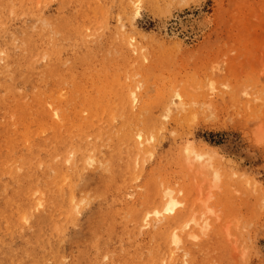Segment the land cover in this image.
<instances>
[{
  "label": "rangeland",
  "instance_id": "374dc122",
  "mask_svg": "<svg viewBox=\"0 0 264 264\" xmlns=\"http://www.w3.org/2000/svg\"><path fill=\"white\" fill-rule=\"evenodd\" d=\"M0 1V11L5 9L0 13V65L9 61L13 69L8 73L14 74L17 54L28 43L24 40L35 48L28 51L35 63L16 68L20 79L14 81L29 115L38 105L54 109L58 115L51 117L63 127L72 110L86 121L93 115L91 104L112 103L95 115L101 132L118 129L117 139L127 129L136 134L148 128L141 131L147 144L131 156L125 146L112 151L104 137L98 158L108 155L109 162L88 165L86 177L61 178L53 200L49 191L54 187L47 190L42 176L29 177L17 156L4 160L7 165L0 163L5 170L0 183L10 186L6 194L21 186V177L37 183L28 189L30 204L19 198L11 204L20 210L12 217L19 227L0 222L1 262L151 264L147 250L160 242L163 254L156 264H264V0H142L137 15L129 0ZM27 71L30 80L23 79ZM132 93L134 102L129 101ZM129 102L131 118L121 107ZM11 122L10 129L22 130ZM31 123L22 131L26 145L30 137L43 141L48 136V131H35L36 121ZM94 139L86 136L88 142ZM190 145L195 154L202 150V162L194 153L187 156ZM67 146L64 153L51 154V160L56 163L59 157L57 164L69 168L76 150ZM33 155L42 174L48 168ZM172 193L180 207L172 216L164 214L168 220L143 226V215L161 208ZM38 198L44 202L35 207ZM173 233L180 243L171 251Z\"/></svg>",
  "mask_w": 264,
  "mask_h": 264
},
{
  "label": "bare ground",
  "instance_id": "6f19581e",
  "mask_svg": "<svg viewBox=\"0 0 264 264\" xmlns=\"http://www.w3.org/2000/svg\"><path fill=\"white\" fill-rule=\"evenodd\" d=\"M130 3L132 2V6L135 7V14L137 15L139 13V4L142 0H129ZM128 1V2H129ZM1 2V1H0ZM3 7V6H2ZM3 10L5 11V9L3 8ZM1 10V11H3ZM0 11V13H1ZM9 12V11H8ZM24 14V13H23ZM27 14V13H26ZM181 21V20H180ZM5 22V21H4ZM203 22V21H202ZM199 23V22H198ZM205 23V22H204ZM196 24V23H195ZM4 25V24H2ZM193 25V24H192ZM202 24H200L201 26ZM205 25V24H204ZM7 26V25H6ZM30 26V25H29ZM33 26V24H32ZM31 26V27H32ZM196 26V25H195ZM199 26V24L197 25ZM2 28H0V30L3 29L4 26H1ZM9 28V27H8ZM7 28V30H8ZM26 28V27H25ZM28 28L27 27V31H28ZM202 28V27H201ZM31 29V28H30ZM4 30V29H3ZM12 30V29H11ZM14 30V29H13ZM201 30V29H200ZM39 33H40V28L38 29ZM4 32V31H3ZM8 32H10L8 30ZM23 32V31H22ZM31 32V31H30ZM17 33V32H16ZM42 33V31H41ZM9 34V33H8ZM31 34V33H30ZM43 34V33H42ZM42 34H39V36H41ZM10 35V34H9ZM13 35V34H12ZM11 35V36H12ZM21 35V34H20ZM25 35V34H23ZM44 35V34H43ZM46 35V34H45ZM3 36V35H1ZM19 36V34H18ZM26 36H29V33L28 35ZM13 37V36H12ZM15 37V36H14ZM21 37V36H20ZM19 37V38H20ZM31 37V35H30ZM11 38V37H10ZM9 38V39H10ZM17 38V37H15ZM132 39V37H130ZM129 38V40H130ZM22 39H24L22 37ZM27 39V38H26ZM26 39L24 40L25 41V44L26 42H28L25 46L24 44L23 46H25V51L22 50L23 53H21L20 55L17 54V57H18V60L17 58L15 59V61L17 60L18 62L15 63V66L17 68V72L19 69H21L23 66H25V68H28V63H29V67H31V65H33L35 62V60H31V57L29 58V56L31 55L32 52L35 51V48H31V45L33 44L32 41L29 39V41H26ZM8 40V39H7ZM12 40V38H11ZM10 40V41H11ZM15 40V39H13ZM21 40V39H20ZM28 40V39H27ZM128 40V38L126 39ZM128 40V41H129ZM5 41V40H4ZM132 41V40H130ZM129 41V42H130ZM14 42V41H12ZM11 42V44H12ZM19 42V41H18ZM6 43V42H5ZM21 43V42H20ZM128 44V43H127ZM132 44V43H131ZM5 45V44H3ZM22 45V44H21ZM7 46V45H6ZM14 46V45H13ZM16 46V45H15ZM17 47H20V46H16ZM34 47V46H33ZM10 48V46H9ZM12 48V46H11ZM6 49V48H5ZM22 49V48H21ZM1 50V48H0ZM20 50V49H19ZM18 51V50H17ZM27 51V52H26ZM31 53H29V52ZM4 56H7L5 53L8 52V50L4 53V51H1ZM12 52V51H10ZM19 52V51H18ZM17 52V53H18ZM1 53V54H2ZM26 53V55H25ZM10 56V55H9ZM14 56V55H12ZM15 57V56H14ZM33 57V56H32ZM13 58V57H12ZM28 58V59H26ZM3 59V58H2ZM9 59V58H8ZM7 59V60H8ZM30 59V62L28 61ZM34 59V58H33ZM1 60V59H0ZM14 60V58L12 59ZM25 60V61H24ZM5 61V60H4ZM14 64V63H13ZM9 68V69H8ZM12 68V63H10L9 61L3 65H0V163L4 164V160H10L12 158H14L15 156H17L16 158H18V160L20 162H22V164L25 166L26 170L29 171V177H32V178H35L37 176H39V179L43 177V180H45L43 182V184H46V189L47 187L51 186V187H54L58 184L59 180L61 178H63V180L65 181V179L67 177H70L69 179H71V177H74V175H83L84 173V170L88 169L87 166L92 164L93 162H95L96 160H98L97 162H101L103 165L107 164L110 160V157H107V156H99L98 158V154L99 152L101 151L100 147L104 145H106L104 143L105 140L108 139V142L111 144L110 145V149L113 151V149H116V150H120V148L122 149V146H125L126 147V150L128 151V156H131L133 153H141L142 152V149H143V146H145V144H147V142H145V138L142 137L141 135V131L142 130H145V129H148V128H145V129H140L141 131L140 132H137L136 134H134L133 130L132 129H127L125 130L117 139L115 138L116 134H117V130H111V132H107L106 130H103L102 132L99 130V126L98 124L95 123V115H100L103 111L104 108H110L112 103L111 104H105V105H101V103L97 102V103H93L91 104V114L93 115H90V117L86 120V121H80V117L78 116H75L76 115V111H71L68 116L64 117L65 118V126L63 127H59L57 125H55V122L56 120L54 121V118L52 117H56L58 115V113H56V111L54 109L48 111V109L46 108H43L41 107V105H38L37 109L35 111H32L30 113V115L28 114V112L26 111V108L24 107V104H23V101L21 100V94L17 91L16 87H14V81H17V79H20V76H18L16 74V68H14V74H9L11 72V69ZM24 68V67H23ZM22 68V70H23ZM24 68V69H25ZM7 69V70H6ZM9 70V71H8ZM29 70V69H28ZM42 70V69H41ZM20 71V70H19ZM32 71V70H31ZM34 71V70H33ZM9 72V73H8ZM29 71H27V73H24V77L23 79H28L30 80L29 78V74H28ZM30 73V72H29ZM41 73V72H40ZM39 73V74H40ZM44 73V71H43ZM47 75L49 74L48 72H46ZM23 74V73H22ZM31 74H36L37 75V72H32ZM38 74V75H39ZM20 75V73H19ZM32 77V76H31ZM31 82H33L31 80ZM36 85H33V87H35ZM52 89H50V92H51ZM131 91H134V90H131ZM54 91H52L51 93H53ZM79 93V92H77ZM135 93V91H134ZM130 94V92H129ZM243 94V93H242ZM125 96V95H124ZM130 96V95H128ZM132 98H130L131 100H128L130 102H134L135 100V97L136 94H133L132 93ZM12 100L11 102H9V100ZM33 99V98H32ZM171 100V99H170ZM175 100V99H174ZM173 100V101H174ZM111 102V99L109 100ZM171 101V102H173ZM178 101H181L180 99H178ZM60 102V101H59ZM129 102V103H130ZM175 102V101H174ZM170 103V102H169ZM168 104V103H167ZM172 104V103H171ZM174 105V103H173ZM134 106V105H132ZM121 107L123 108L124 112L126 113L127 117H130L133 115L131 112H134L132 111V108H131V103L129 105H121ZM172 108H174V106H171ZM183 107V106H182ZM78 111V109H76ZM182 110V109H181ZM170 112V110H169ZM181 111L179 110V113ZM172 113H169V115H171ZM178 114V113H177ZM176 114V116H177ZM62 117L63 115L60 114ZM134 115L136 116V114L134 113ZM31 116V117H30ZM52 116V117H51ZM170 117V116H168ZM33 118V119H32ZM75 119L79 120V121H75ZM11 120H14V122H16L17 124L19 123L20 125V128H22V130H12L10 129L11 125H12V122ZM164 120V119H163ZM32 121H36V124L34 126L35 128V131L36 129L40 128L42 129L43 131H48V136L45 137L43 139V141L41 140H36L35 137H30L29 139V142L27 143V145L24 143V141H22L24 139V133H22V131L24 129H27V128H31V126L33 127V123H31ZM149 121H151V119L148 118L147 122L149 123ZM154 121V120H153ZM164 121H167V120H164ZM38 129V130H40ZM41 132V130H40ZM47 133V132H46ZM136 135V136H135ZM86 136H92L94 139L93 142H88L86 140ZM136 138H135V137ZM104 137L106 138L104 140ZM143 139H142V138ZM106 142V141H105ZM73 147V150H76L72 153L73 156H71V166L69 168L65 167L64 165L60 164L58 162L57 164V160L60 159L58 157V159H56V163L53 162V160H51V154H56V153H64V150H65V146L67 145ZM109 146V145H108ZM107 146V147H108ZM68 147V146H67ZM106 147V146H104ZM185 147V146H184ZM69 148V147H68ZM124 148V147H123ZM193 148V147H192ZM104 149V148H103ZM125 150V149H124ZM188 155V157L191 156V154L194 153V151L191 149V145H190V148L186 147L185 150H184ZM201 151L202 153V150H199ZM36 152V154L38 155V157H41L43 159V162L46 164V167L49 169H47L45 172H43L42 174L39 173V171L37 170L38 166L36 164V157L33 155L34 153ZM51 152V153H50ZM71 152V151H69ZM122 152H125V151H122ZM104 153V152H102ZM201 153H194L196 158H197V162H202V157H203V154ZM105 154V153H104ZM211 154V153H210ZM96 155V158H94V156ZM100 155V154H99ZM106 155V154H105ZM110 155V153H109ZM127 155V154H126ZM190 155V156H189ZM59 156V155H57ZM56 156V158H57ZM209 156H212V155H209ZM55 157V156H54ZM53 157V158H54ZM61 157V156H60ZM64 157V156H63ZM65 158V157H64ZM192 158V157H191ZM62 159V157H61ZM118 159V158H117ZM120 159H123L120 158ZM118 159V160H120ZM131 158H128V160L130 161ZM195 159V158H194ZM202 159V160H201ZM215 159V158H214ZM2 160V161H1ZM100 160V161H99ZM125 161V159H123ZM14 161H16L14 159ZM128 161V162H129ZM196 161V159H195ZM212 159V163H214ZM39 162V161H38ZM42 162V163H43ZM95 162V163H97ZM111 162V161H110ZM123 162V161H122ZM138 162V161H137ZM220 162V161H219ZM18 163V162H16ZM211 163V166L213 168V165ZM216 163V162H215ZM40 164V162L38 163ZM70 164V163H69ZM4 165H7V163H5ZM9 165V164H8ZM42 165V164H41ZM13 166V165H12ZM22 166V165H20ZM93 166V165H92ZM90 166V167H92ZM214 166H217V165H214ZM3 167V166H2ZM11 167V166H10ZM23 167V166H22ZM21 167V169H22ZM89 167V166H88ZM129 165L126 167L128 168ZM17 168H20V167H17ZM8 173H12V170L13 168H9L8 166V169H7ZM25 170V169H24ZM0 171H5V170H1V167H0ZM22 171V170H20ZM49 171V172H48ZM50 171H52V174H49ZM6 172V173H7ZM4 174V173H3ZM13 174V173H12ZM136 173H134L135 175ZM7 175V174H5ZM27 175V174H25ZM127 175V173H126ZM3 176V175H2ZM9 176V175H8ZM14 175H12L11 178L13 179H16L18 181V177L17 178H14L13 177ZM24 176V175H23ZM42 176V177H40ZM63 176V177H62ZM85 176V175H83ZM151 176V175H150ZM86 177V176H85ZM136 177H138V175H136ZM135 177V178H136ZM157 177V176H156ZM126 178V177H125ZM155 179V178H154ZM3 180V179H2ZM7 180V179H6ZM28 175L27 177L24 176V177H21L19 178V181L18 183H20L21 186H19L17 188V185H16V189L13 191V193L11 195H8L6 194L7 191L6 188H7V185L8 183H0V222L1 221H4L6 227L7 226H11V228H18L19 227V223L15 224L14 222L15 219L12 218V217H15L16 214L20 213V210L18 208V212L17 210L15 209V207L11 206V204L13 203V201L15 202V199L19 198V201L20 200H26V202H28L29 204L32 202V197H31V192L28 190L30 189L31 187L33 188L34 186H32L33 184L32 183H36L35 182H32V183H29L28 181ZM30 180H33V179H30ZM73 180V179H72ZM71 180V181H72ZM77 180V179H76ZM81 180V179H80ZM124 180V179H123ZM126 180V179H125ZM137 180V179H136ZM153 180V179H152ZM164 180V179H163ZM1 181V179H0ZM16 181V182H17ZM68 181V179L66 180ZM65 181V182H66ZM85 181V180H84ZM127 181V180H126ZM2 182V181H1ZM25 182H27V185H25ZM74 182V181H72ZM88 182V181H87ZM39 183V182H38ZM41 183V182H40ZM64 183V182H63ZM80 183V182H79ZM84 183V182H83ZM119 183V182H118ZM162 183V181H161ZM66 184V183H65ZM13 185V184H12ZM25 185V186H24ZM64 185V184H63ZM70 185V183H69ZM9 186V185H8ZM39 186V185H38ZM60 188H63V186H61L60 184L58 185ZM71 186V185H70ZM69 186V187H70ZM75 186V185H73ZM78 186V185H77ZM81 186V185H80ZM10 187V186H9ZM58 187V188H59ZM57 188V189H58ZM4 189V191H3ZM27 189V190H26ZM41 189V188H40ZM50 189V188H49ZM73 189V187H72ZM42 190V189H41ZM48 190V189H47ZM159 190V189H158ZM37 191V190H36ZM39 191V189H38ZM44 191V189H43ZM65 192V191H64ZM157 192V191H156ZM45 193V191L43 192ZM48 194V193H47ZM159 194V193H158ZM74 195V194H72ZM173 193L171 194V197H172ZM56 196V189L54 187V189L50 190L49 191V198H51L52 200L54 199V197ZM76 196V194L74 195ZM73 196V197H74ZM163 196V195H162ZM158 197V196H156ZM167 197V196H166ZM48 198V199H49ZM75 198V197H74ZM168 198V197H167ZM174 197L172 198H168L167 200H162L163 201V206L160 208H155V209H152L150 211H147L145 214L143 212V217L141 218L142 219V223H143V226H147L149 224H152L153 222H156V221H161L160 219H166V215H170L172 213H174L175 211V208L177 210V208L180 207V205H178V201L177 199H173ZM43 199V198H42ZM42 199H39L35 202V207L40 205L42 206V202H44V200L41 202ZM115 199V198H114ZM160 200V199H159ZM178 202H177V201ZM165 201V202H164ZM34 203V202H33ZM63 203V202H61ZM60 203V204H61ZM181 203V202H180ZM59 204V205H60ZM154 204V203H153ZM178 205V207H177ZM39 206V207H40ZM147 206V205H146ZM22 207V206H21ZM20 207V208H21ZM61 207V206H60ZM152 207V206H151ZM23 208V207H22ZM32 208V207H31ZM56 208V207H55ZM66 208V207H63V209ZM33 209V208H32ZM44 209V208H43ZM47 210V208H45ZM60 209V208H59ZM62 209V210H63ZM27 210V209H26ZM30 210V209H29ZM56 210V209H55ZM38 211V209H37ZM60 211V210H59ZM64 211V210H63ZM26 212V211H25ZM57 213V211H54ZM141 212V210H140ZM34 213V212H33ZM46 213V212H45ZM51 213V212H50ZM41 214V213H40ZM55 214V213H54ZM166 214V215H164ZM43 215V214H42ZM45 215V214H44ZM43 215V216H44ZM48 215L50 216L51 214L48 213ZM56 215V214H55ZM123 215V214H122ZM142 215V214H141ZM164 215V216H162ZM29 216V215H28ZM31 217L33 215H30ZM29 216V217H30ZM37 216V215H36ZM47 216V215H46ZM52 216V215H51ZM127 216V215H126ZM172 216V215H170ZM17 217V216H16ZM48 217V216H47ZM57 217V216H56ZM12 218V220L9 221V219ZM38 218V217H36ZM40 218V217H39ZM38 218V219H39ZM127 218V217H126ZM49 219V218H48ZM53 220V219H52ZM57 220V219H56ZM168 220V218L166 219ZM29 221H32V219ZM38 221V220H37ZM48 221V220H47ZM50 221H48L49 223ZM52 222V221H51ZM50 222V223H51ZM57 222V221H55ZM3 223V222H1ZM23 224H25V222H22ZM43 223V222H42ZM54 223V222H53ZM52 223V224H53ZM114 224H117L116 222H114ZM26 225V224H25ZM31 225V224H29ZM169 225V223H168ZM2 226V225H1ZM39 230L42 229V224L39 222L37 224ZM154 226V225H152ZM4 227V226H2ZM22 227V226H20ZM29 227V226H28ZM148 227V226H147ZM27 228V227H26ZM30 228V227H29ZM33 228V227H32ZM46 228V226H45ZM54 228V227H53ZM1 229V228H0ZM9 230V228H7ZM23 229V228H22ZM31 229V228H30ZM34 229V228H33ZM48 229V228H47ZM158 229H160L158 227ZM18 230V229H17ZM16 230V231H17ZM37 230V227L36 229ZM49 230V229H48ZM3 231V230H2ZM6 231V229H5ZM26 231V230H25ZM33 231V230H32ZM41 231H45V230H41ZM157 231V230H156ZM160 231V230H158ZM11 231H9V234L11 235L10 233ZM21 232V231H20ZM34 232V231H33ZM32 232V233H33ZM2 233V232H1ZM3 233H5L3 231ZM23 233V232H22ZM45 233V232H44ZM49 233V232H48ZM130 233V232H129ZM18 234V233H17ZM43 234V233H42ZM190 235L192 234L193 237H198L197 235H195L194 233H189ZM8 235V234H7ZM16 235V234H14ZM20 235V234H19ZM18 235V236H19ZM36 235V234H34ZM39 235L41 236V234L39 233ZM195 235V236H194ZM23 236V235H22ZM21 236V237H22ZM27 236V235H26ZM1 237V235H0ZM4 237V236H3ZM6 237V236H5ZM4 237V238H5ZM48 237V236H47ZM16 238V237H15ZM24 238V237H23ZM22 238V239H23ZM28 238V237H27ZM34 238V237H33ZM32 238V239H33ZM37 238V237H36ZM33 239L34 241L36 240ZM46 238V237H45ZM50 238V237H49ZM2 239V238H1ZM7 239V238H6ZM5 239V240H6ZM21 239V238H20ZM31 239V240H32ZM40 239V238H39ZM43 239V238H42ZM38 242L41 243V240ZM12 240V239H11ZM17 240V239H16ZM50 240V239H49ZM1 241V240H0ZM30 241V240H29ZM47 241V240H46ZM53 242V240H51ZM57 241V240H56ZM162 241V240H161ZM2 242V241H1ZM14 242V240L12 241V243ZM170 242L172 244H174V247L173 248H169L171 251L176 249L175 247H177L180 243V239L176 236V234H172V237L170 238ZM7 243V242H6ZM57 243V242H56ZM61 242H59V245H60ZM35 244V243H34ZM42 244V243H41ZM48 244V243H47ZM162 244V243H161ZM169 244V243H168ZM1 245V243H0ZM6 245V244H4ZM10 245H12L10 243ZM30 245V243H29ZM25 246H27L25 244ZM25 246H23L24 248H26ZM35 246V245H34ZM54 246V245H53ZM58 246V245H57ZM166 246V245H165ZM4 247V246H3ZM22 247V246H21ZM38 246L36 245V248ZM42 247V246H41ZM46 247V246H45ZM45 247H42V248H45ZM153 249L152 251H148L147 250V262L148 263H151V264H156L158 262V257L159 255L161 256V253L163 251V245H160V242H159V245H152ZM188 247V246H187ZM1 248V247H0ZM19 248V247H18ZM40 248V247H39ZM54 248V247H53ZM189 248V247H188ZM5 249V248H4ZM32 249V248H30ZM41 249V248H40ZM49 249V248H48ZM52 249V248H51ZM59 249V248H58ZM169 249L166 248V251L169 252ZM9 250V249H7ZM28 250V249H27ZM26 250V252H28ZM53 250V249H52ZM99 250V249H98ZM165 250V249H164ZM189 250V249H188ZM11 251V250H10ZM33 251V250H31ZM38 252V250H36ZM43 251V250H42ZM47 251V250H46ZM170 251V252H171ZM6 252V251H5ZM12 252V251H11ZM23 252H24V249H23ZM189 252V251H188ZM13 253V252H12ZM15 253V252H14ZM25 253V252H24ZM35 253V252H34ZM43 253V252H41ZM51 252L49 251V254ZM56 254V252H54ZM143 253V252H142ZM5 254V253H4ZM7 254L9 255V253L7 252ZM6 254V255H7ZM31 254V253H30ZM45 254V252H44ZM63 254V253H61ZM163 254V253H162ZM169 254V253H168ZM3 255V253L1 254ZM0 255V256H1ZM7 255V256H8ZM12 255V254H11ZM9 255V256H11ZM26 255V254H25ZM34 255V254H33ZM46 255V254H45ZM56 255H54L55 257ZM57 256H59V254L57 253ZM56 256V257H57ZM63 256V255H62ZM4 257V255H3ZM12 257V256H11ZM10 257V258H11ZM15 257V255H14ZM12 257V258H14ZM49 257V256H48ZM48 257L46 256L47 258V261L49 262L51 259L48 260ZM51 257V256H50ZM22 258V256H21ZM24 258V257H23ZM39 258V257H38ZM18 259V258H17ZM45 259V258H44ZM58 259V258H57ZM57 259L55 258V260L57 261ZM3 260V259H2ZM6 260L7 257H6ZM20 260V258L18 259ZM17 260V261H18ZM43 260V259H42ZM1 262V261H0ZM24 262V261H23ZM40 262L42 263V261L40 260ZM44 262V261H43ZM46 262V261H45ZM58 262V261H57ZM1 263H4L1 262ZM7 263L10 264V262L8 261ZM25 263V262H24ZM32 263V262H31ZM39 263V262H38ZM37 263V264H38ZM51 263V261H50ZM5 264V263H4ZM14 264H18L16 262H14ZM23 264V263H22ZM26 264V263H25ZM33 264V263H32ZM34 264H36L34 262ZM45 264V263H44Z\"/></svg>",
  "mask_w": 264,
  "mask_h": 264
}]
</instances>
